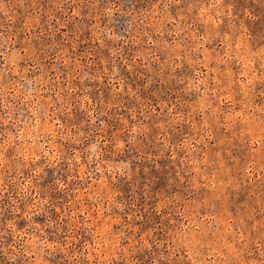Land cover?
Segmentation results:
<instances>
[{
	"label": "rangeland",
	"instance_id": "1",
	"mask_svg": "<svg viewBox=\"0 0 264 264\" xmlns=\"http://www.w3.org/2000/svg\"><path fill=\"white\" fill-rule=\"evenodd\" d=\"M0 264H264V0H0Z\"/></svg>",
	"mask_w": 264,
	"mask_h": 264
}]
</instances>
